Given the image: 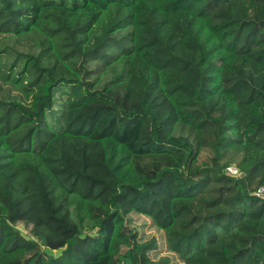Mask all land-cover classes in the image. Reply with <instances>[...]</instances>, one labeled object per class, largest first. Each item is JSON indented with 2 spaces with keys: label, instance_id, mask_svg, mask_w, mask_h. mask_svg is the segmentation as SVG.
Masks as SVG:
<instances>
[{
  "label": "trees",
  "instance_id": "1",
  "mask_svg": "<svg viewBox=\"0 0 264 264\" xmlns=\"http://www.w3.org/2000/svg\"><path fill=\"white\" fill-rule=\"evenodd\" d=\"M262 187L264 0H0V264H264Z\"/></svg>",
  "mask_w": 264,
  "mask_h": 264
},
{
  "label": "rangeland",
  "instance_id": "2",
  "mask_svg": "<svg viewBox=\"0 0 264 264\" xmlns=\"http://www.w3.org/2000/svg\"><path fill=\"white\" fill-rule=\"evenodd\" d=\"M141 224H142V222L140 220H135L134 222L132 220V224L131 225L133 227L137 228L138 232H140V234L143 236V238L147 239V238H150L151 235H157L156 232L148 230L147 228L143 230L141 228Z\"/></svg>",
  "mask_w": 264,
  "mask_h": 264
},
{
  "label": "built area",
  "instance_id": "3",
  "mask_svg": "<svg viewBox=\"0 0 264 264\" xmlns=\"http://www.w3.org/2000/svg\"><path fill=\"white\" fill-rule=\"evenodd\" d=\"M226 170L232 176L237 175V169L235 167L230 166ZM254 195L256 197H264V187L260 188Z\"/></svg>",
  "mask_w": 264,
  "mask_h": 264
}]
</instances>
